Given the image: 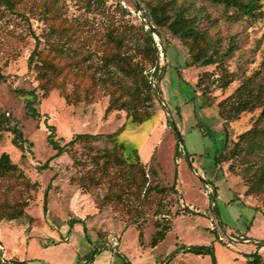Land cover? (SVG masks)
Segmentation results:
<instances>
[{
    "label": "rangeland",
    "instance_id": "rangeland-1",
    "mask_svg": "<svg viewBox=\"0 0 264 264\" xmlns=\"http://www.w3.org/2000/svg\"><path fill=\"white\" fill-rule=\"evenodd\" d=\"M13 1L14 12L0 1V72L6 78L0 83V113H6L11 123H19L28 143L21 151L12 144L13 135L1 131L0 156L9 154L38 187H11L14 180L0 183V202L20 197L28 202L23 217L0 222V262L213 264L211 254L184 252V247L191 246H212L217 264H251L249 260L257 252L264 259V202L261 197L245 195L247 167L264 169V148L253 154L241 151L230 158L239 136L254 127L263 129L264 118L261 109H256L225 124L219 106L246 78L258 71L264 74V0L262 18L241 22H233L222 7L208 0H177L192 4L196 13L209 14L210 20L201 19V29L220 39L224 48L231 38L237 50L223 67L186 69L185 64L191 61L189 50L172 39L161 60L167 65L160 83L165 109L141 125L127 121L125 111L108 112L110 98L102 89L97 90L93 102L77 105L67 104L57 90L42 97L36 73L29 66L37 42L45 53L54 42L66 45L74 72L96 73L107 49V35L131 25L139 27V14L124 12L126 7L133 9L136 0ZM162 34L171 38L167 30ZM233 77L235 80L227 83ZM75 83L90 85L88 78L70 76L69 93ZM31 91L38 95L39 120L27 116L31 96L24 95ZM46 120L56 127L62 145L79 134L99 135L91 144L97 150L124 145L130 159L138 152L142 162L158 174H151L152 182L169 188L176 183L177 193L152 192L135 222L124 211L102 206L104 187L87 192L71 182L90 160L82 143L70 154L55 158L51 168L39 171L37 167L56 154L47 144ZM168 121L176 125L179 134L173 133ZM124 125L114 141L107 138ZM178 140L182 153L175 158ZM222 152L225 155L218 165L215 157ZM49 185L45 213L44 193ZM216 188L218 197L213 199ZM74 219L80 222H71ZM164 226L170 227L166 238L153 247V237ZM94 250L101 251L94 262H84Z\"/></svg>",
    "mask_w": 264,
    "mask_h": 264
},
{
    "label": "trees",
    "instance_id": "trees-1",
    "mask_svg": "<svg viewBox=\"0 0 264 264\" xmlns=\"http://www.w3.org/2000/svg\"><path fill=\"white\" fill-rule=\"evenodd\" d=\"M8 9L14 12L15 2L13 0H0ZM212 4L222 7L228 18L233 22L244 20H256L263 16L261 11V0H208ZM144 6V7H142ZM192 4L185 5L177 0H136L135 6L126 7L125 13H141L139 27L129 26L121 31H113L107 35V49L101 56L100 66L96 73H89L87 70L78 71L68 61L69 51L66 45L50 44V50L45 53L39 49V42L29 59L30 68L36 73L39 82L38 88L42 91V97H48L52 91H59L65 98L67 104L77 105L79 103L93 102L98 89L105 90L109 96L107 111H125L127 121L141 125L154 116L163 113L165 106L160 89V83L164 79L167 65L161 60L171 46L172 39L180 41L189 50L191 61L185 64L186 69L192 67L203 68L206 66L223 67L230 60L237 50L236 44L230 38L228 46L223 47L220 39H215L206 31L201 29L203 17L210 20L207 13H196ZM136 17V16H135ZM167 30L171 38L165 39L162 32ZM157 37V39H156ZM135 43V44H134ZM66 44V43H63ZM132 50L134 53H132ZM163 54V56H162ZM81 74V75H80ZM82 79L88 78L89 86L81 87L75 83L71 93L67 85L70 76H78ZM235 77L228 79L232 83ZM6 81L0 72V83ZM29 97L27 101V116L33 120H39L42 115L36 108L38 95L35 91L25 94ZM221 117L225 124L234 122L244 112H251L261 109L260 117L264 118V74L256 72L252 77L246 78L234 94L219 104ZM47 118V117H45ZM47 144L52 147L56 154L44 165L38 166L39 171L51 168V162L60 156L70 154L74 146L82 143L86 147L89 163H84L79 175L73 176L71 182L87 192H94L104 187L106 194L102 206H110L116 210L124 211L132 216L137 222L141 217V207L146 198L152 193L166 194L176 192V183L172 187L153 183L151 174L157 177L158 174L142 162L138 152L135 158L130 159L126 155L124 145L116 144L113 149L97 150L92 147V142L99 138V135L79 134L70 142L62 145V139H57V129L49 125ZM175 135L179 134L176 125L168 121ZM125 125L118 132L108 135L107 138L113 141L124 130ZM208 131V128L206 127ZM9 132L13 135L12 144L19 150L24 151L28 143L19 123H11L6 113H0V132ZM209 135H210V131ZM264 138V128L254 127L239 136V141L231 149L230 158L233 159L241 151L253 154L264 148L261 139ZM240 144H244L241 146ZM182 153L178 140L176 145L175 158ZM185 157L189 160L190 154L186 152ZM221 153L215 157L216 164L222 163ZM82 165V164H81ZM247 167L246 181L248 190L246 196L261 197L264 202V169L251 170ZM14 180L11 187L22 185L26 189L37 188V183L31 184L26 178L23 170L15 164L9 154L3 153L0 156V183ZM51 185L44 193L45 213L48 212V197ZM218 197V189L212 197ZM236 198H238L236 196ZM28 202L20 197L14 200H3L0 202V222L3 220H17L25 215ZM71 222H80L74 219ZM74 225V223H71ZM86 230V227H85ZM169 226L159 230L152 240L153 247L164 241ZM1 242V241H0ZM264 245V243H261ZM184 252L196 255L213 256V264L216 263L212 246H191L184 247ZM100 250H94L91 256H87L86 263L94 262ZM251 264H264L262 255L257 252ZM10 264H30V261L11 260ZM0 264H3L0 262Z\"/></svg>",
    "mask_w": 264,
    "mask_h": 264
},
{
    "label": "built area",
    "instance_id": "built-area-1",
    "mask_svg": "<svg viewBox=\"0 0 264 264\" xmlns=\"http://www.w3.org/2000/svg\"><path fill=\"white\" fill-rule=\"evenodd\" d=\"M139 17H140V19H141V13H139ZM156 39H157V37H156ZM158 40V39H157ZM162 56H163V54H162ZM1 248V247H0ZM2 250H4V249H2Z\"/></svg>",
    "mask_w": 264,
    "mask_h": 264
}]
</instances>
